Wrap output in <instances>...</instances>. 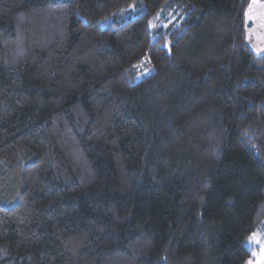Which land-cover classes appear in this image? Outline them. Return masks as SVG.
<instances>
[{
  "label": "trees",
  "instance_id": "obj_1",
  "mask_svg": "<svg viewBox=\"0 0 264 264\" xmlns=\"http://www.w3.org/2000/svg\"><path fill=\"white\" fill-rule=\"evenodd\" d=\"M248 2L0 0V264L251 260L264 56ZM167 10L181 33L151 34Z\"/></svg>",
  "mask_w": 264,
  "mask_h": 264
},
{
  "label": "rangeland",
  "instance_id": "obj_2",
  "mask_svg": "<svg viewBox=\"0 0 264 264\" xmlns=\"http://www.w3.org/2000/svg\"><path fill=\"white\" fill-rule=\"evenodd\" d=\"M122 15L127 16V14ZM180 15V11L174 10L157 14L148 24L151 34L159 29L177 30V34H180L179 26L183 19ZM243 17L246 25L247 45L256 56H264V0H249ZM152 39H155V35H152ZM152 72L150 67L146 71L149 74ZM247 248L251 251L252 258L246 264H264V221L249 238Z\"/></svg>",
  "mask_w": 264,
  "mask_h": 264
},
{
  "label": "snow or ice",
  "instance_id": "obj_3",
  "mask_svg": "<svg viewBox=\"0 0 264 264\" xmlns=\"http://www.w3.org/2000/svg\"><path fill=\"white\" fill-rule=\"evenodd\" d=\"M255 238V237H254Z\"/></svg>",
  "mask_w": 264,
  "mask_h": 264
}]
</instances>
